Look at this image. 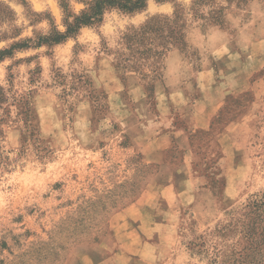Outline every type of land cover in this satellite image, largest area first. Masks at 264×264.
Here are the masks:
<instances>
[{
	"label": "rangeland",
	"instance_id": "obj_1",
	"mask_svg": "<svg viewBox=\"0 0 264 264\" xmlns=\"http://www.w3.org/2000/svg\"><path fill=\"white\" fill-rule=\"evenodd\" d=\"M90 1L66 0L64 10L62 0H0L15 14L19 39L47 35L52 23L65 32L67 12L78 15ZM216 1L225 7L221 24L191 21L188 47L168 55L182 56L174 80L189 87L185 106L171 91L167 60L147 77L115 68L121 33L173 14V1L150 0L134 16L107 12L100 26L62 44L0 60V86L11 102L30 93L33 112L26 128L19 106H9L1 125L12 166L0 170V264H209L200 253L206 234L264 190V1ZM205 95L215 108L223 98L222 107L208 128L196 129L192 105ZM222 132L227 150L216 139ZM162 134L171 143L158 159L173 164L190 151L201 159L194 203L178 196L186 187L163 193L177 166L146 154Z\"/></svg>",
	"mask_w": 264,
	"mask_h": 264
},
{
	"label": "trees",
	"instance_id": "obj_2",
	"mask_svg": "<svg viewBox=\"0 0 264 264\" xmlns=\"http://www.w3.org/2000/svg\"><path fill=\"white\" fill-rule=\"evenodd\" d=\"M150 0H92L87 8L78 15L67 12L63 23L65 32L52 23V30L36 39H19L22 29L16 26L14 12L0 2V43L12 40L13 43L0 50V60L11 57L15 51L39 48L48 45H59L70 37H75L84 27L100 26L107 12L118 11L127 16L146 11ZM158 3L175 2L171 15L156 14L138 27H128L119 38V50L116 52L115 68L119 73L134 72L142 77L150 73L159 74L164 69L168 55L175 50L188 47L186 33L191 21L206 20L212 25H220L225 7L216 0H193L189 7L176 3L175 0H155ZM249 0H239L246 4ZM264 1V0H262ZM62 8H68L62 0ZM211 7L206 16L204 9ZM40 15L36 14V17ZM2 26H7L3 30ZM34 80H30L33 84ZM71 88V87H70ZM69 88V89H70ZM10 90L0 86V170L6 171L12 161L5 154L2 146L4 137L1 125L4 116L10 114L9 106L18 105L25 118L26 128L31 126L33 112L30 104V93L19 95L11 102ZM200 253H204L209 264H264V190L253 195L240 207L226 213L219 222L206 234Z\"/></svg>",
	"mask_w": 264,
	"mask_h": 264
},
{
	"label": "crops",
	"instance_id": "obj_3",
	"mask_svg": "<svg viewBox=\"0 0 264 264\" xmlns=\"http://www.w3.org/2000/svg\"><path fill=\"white\" fill-rule=\"evenodd\" d=\"M220 36L223 37L222 33ZM202 43L203 42H201V40H197L196 46L202 49L204 46ZM166 60H167L166 61L167 70H171L170 75H172V76H169V79L172 81V83H170L171 91L174 95L178 96V99H180L179 104L182 106H185L187 105L188 99L186 98V96H187V91L189 87L188 86L183 87L182 85L177 86L174 80L175 73L178 70L180 64L182 63V56L179 53H175L173 54V56H170ZM209 87H210L209 82L206 84L205 83L202 84V89L206 91L209 90ZM221 90L225 91L223 90V88H221ZM133 92L138 95H141L142 90L141 88H135ZM183 100H186V101H183ZM221 100L223 101V98ZM220 101L218 102V106L215 108L217 104L213 105L212 101L208 100V98L205 95L202 99L196 101L192 105L193 110L191 113V118L195 124L196 129L208 128L212 119L216 115V111L222 107V101L221 102ZM164 111L166 112V110ZM182 135L183 133H180L179 136L178 134H176L177 138L182 137ZM226 135H227L226 132L225 133L222 132L217 136L216 139L218 140V138L223 137L222 139H224V144H225L223 145H224V148L227 150L228 144L226 143V138H225ZM170 139L171 138H167L165 134L160 135L158 138L154 140L155 142L152 143L153 147L151 148V151L147 152L146 154L150 156V160L159 163L160 166H177L176 168L173 169L174 171L173 182L170 183L169 185H166V184L164 185L165 187L163 189V193H167V192L170 193L171 191H175V187H178V186L186 187L185 190L179 191L178 196H181L182 194H186V195L188 194V197H187L188 199L189 197L191 198L192 196V199H190L189 203H194L195 197H194L193 191H195V189L199 188V186L202 185V183L200 182V180H202V177L199 175V171H197V168H196V166H201V164H199V161L201 159L199 156H197V154H193L192 151H190V153L186 152L184 157H181L178 162L173 163V164L171 163L166 164L164 160L162 161V159H158L160 155H162L163 149L167 147V144L170 142ZM154 143L156 144V146L154 145ZM219 148L221 150V147ZM233 159L234 157L224 158V162L226 161L225 163H227V166H232V169H230V172H233V171L235 172L234 166L236 165ZM229 161H231L232 163L230 164ZM238 166H241V165H238ZM235 179L236 177L232 173L227 175V182H228V188H229V190L227 189L228 191H231V188L234 185H236ZM189 186H191L192 188L189 189Z\"/></svg>",
	"mask_w": 264,
	"mask_h": 264
}]
</instances>
